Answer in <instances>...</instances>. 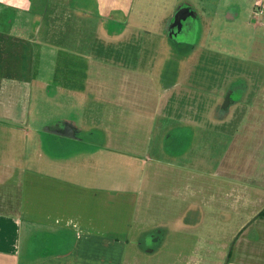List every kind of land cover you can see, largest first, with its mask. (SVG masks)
Returning a JSON list of instances; mask_svg holds the SVG:
<instances>
[{
	"label": "rangeland",
	"instance_id": "374dc122",
	"mask_svg": "<svg viewBox=\"0 0 264 264\" xmlns=\"http://www.w3.org/2000/svg\"><path fill=\"white\" fill-rule=\"evenodd\" d=\"M66 1L6 9L2 26L26 41L0 34V161L46 171L66 148L45 132L67 126L145 132L142 156L119 153L116 166L118 188L130 162L147 168L139 239L152 249L161 240L164 262L226 264L243 219L238 195L247 208L259 194L241 183L264 173L252 160L262 148L244 134L264 132V14L255 24L251 0H136L133 12L103 19ZM181 6L193 15L182 30L172 21Z\"/></svg>",
	"mask_w": 264,
	"mask_h": 264
},
{
	"label": "crops",
	"instance_id": "0c3cea01",
	"mask_svg": "<svg viewBox=\"0 0 264 264\" xmlns=\"http://www.w3.org/2000/svg\"><path fill=\"white\" fill-rule=\"evenodd\" d=\"M85 1L98 10L88 12L110 19L111 15L133 12L136 0H77L84 6ZM258 1L264 8V0H251L252 7ZM32 4L45 11L68 3L0 0V34L26 41L23 36L8 32L2 24L9 21L5 19L6 9L29 10ZM188 8L181 6L172 17L181 30L183 21L193 16ZM67 55L79 56L70 50ZM95 62L106 64L98 59ZM220 66L224 72L225 68ZM249 109L244 121L249 119L252 105ZM181 119L194 122L191 118ZM67 128V132H45L50 135L48 141L62 143L66 148L61 151V160H55L53 154L46 161V171L40 169L41 164L38 168L20 169L0 161V264H201L187 257L183 262L180 258L164 262L158 259L164 245L161 240L155 239L158 245L152 249L139 239L145 231L143 217L149 203L143 189L147 168L139 170L136 165L133 172L136 163L130 162L127 178L119 179V188L116 185L117 155L126 153L133 160L142 156L140 149L147 134L76 132ZM244 134L252 136L253 145L262 148L254 151L252 160L256 169H264V132ZM116 138H120L121 144ZM155 164L158 170L169 166L158 159ZM244 185L241 183V191L258 192V199L249 200L246 208V197L238 195L243 219L233 231V246L226 264H264V219L257 218L264 210V173H255L251 183L246 184L249 187Z\"/></svg>",
	"mask_w": 264,
	"mask_h": 264
},
{
	"label": "built area",
	"instance_id": "2783aa9c",
	"mask_svg": "<svg viewBox=\"0 0 264 264\" xmlns=\"http://www.w3.org/2000/svg\"><path fill=\"white\" fill-rule=\"evenodd\" d=\"M264 14V8L262 6V4L258 1L254 7V11L252 14V19L254 21L255 24H258L261 22V18Z\"/></svg>",
	"mask_w": 264,
	"mask_h": 264
},
{
	"label": "trees",
	"instance_id": "16d2710c",
	"mask_svg": "<svg viewBox=\"0 0 264 264\" xmlns=\"http://www.w3.org/2000/svg\"><path fill=\"white\" fill-rule=\"evenodd\" d=\"M177 118H179V117H177ZM179 119H181V118H179ZM194 121H196V122H202V119L195 118ZM257 218H263L264 219V210L257 216Z\"/></svg>",
	"mask_w": 264,
	"mask_h": 264
}]
</instances>
